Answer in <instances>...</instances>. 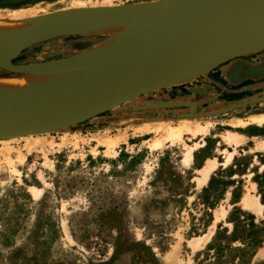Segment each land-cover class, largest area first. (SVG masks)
<instances>
[{"label":"rangeland","instance_id":"1","mask_svg":"<svg viewBox=\"0 0 264 264\" xmlns=\"http://www.w3.org/2000/svg\"><path fill=\"white\" fill-rule=\"evenodd\" d=\"M162 1L0 0V24L19 28L64 9ZM108 39L54 36L11 61L30 67L69 59ZM232 60L241 63L235 84L213 72ZM211 68L76 126L0 138V264H197L235 205L263 219L253 176L264 169V148L257 146L264 141V123L251 119L264 114V48ZM22 74L0 66V78ZM250 81L253 87L242 90ZM237 88L241 92L232 91ZM254 97L262 98L224 111ZM182 124L208 129L166 140L167 131ZM229 132L239 141L230 143ZM190 150L192 160L185 162ZM209 161L216 167L200 187V170ZM240 163L244 170L231 172ZM212 177L235 182L215 185L213 195L221 196L208 206L201 196ZM234 191L240 196L236 204ZM255 261H264V246Z\"/></svg>","mask_w":264,"mask_h":264},{"label":"bare ground","instance_id":"2","mask_svg":"<svg viewBox=\"0 0 264 264\" xmlns=\"http://www.w3.org/2000/svg\"><path fill=\"white\" fill-rule=\"evenodd\" d=\"M81 9L71 8L64 9L63 12L50 13L19 28L1 23L0 66H10L11 56L20 52L29 38V32L40 36L70 32L110 36L127 29L130 33L108 39L107 42L103 41L90 48L91 50L83 51L72 58L34 64L31 72L0 78V103L19 101L26 97H40L50 92L74 88H105L125 79L140 66L150 49V40L140 34V30L162 14L158 3L154 5L138 3L124 8L107 7L101 13ZM263 48L264 4H261L243 13L232 26L213 34L205 44L198 47L194 60L198 67H195V70L198 72L208 67L213 68L235 55L248 54ZM251 120L263 124L264 114L254 115ZM204 129L208 128L204 126L194 128L186 124L172 126L167 131L166 140L181 138L187 131L196 134ZM31 135L35 134L22 136ZM226 139L230 143L239 141L238 135L233 132H229ZM257 146L264 148V141L258 142ZM191 160L192 150L188 152L185 162ZM215 167V162L209 161L205 168L200 170L202 173L198 181L200 187L209 180ZM32 191L36 195L42 193L37 187H32ZM247 205L254 207L252 202H248Z\"/></svg>","mask_w":264,"mask_h":264},{"label":"water","instance_id":"3","mask_svg":"<svg viewBox=\"0 0 264 264\" xmlns=\"http://www.w3.org/2000/svg\"><path fill=\"white\" fill-rule=\"evenodd\" d=\"M261 4H264V0L159 2L158 8L162 14L140 30V34L150 40V49L134 72L117 84L105 88H74L35 98L1 102L0 138L53 132L76 126L143 94L192 78L196 70L188 69L194 63L197 48L205 44L213 34L232 26L243 13ZM129 5L132 4L111 8ZM105 8L107 7H84L81 10L101 13ZM129 33V30L122 29L117 34L110 35V39ZM28 34L29 38L20 51L37 41L65 35ZM11 59L10 66L6 68L20 74L32 71V66L16 65ZM260 98L262 97L247 99L224 111L228 112Z\"/></svg>","mask_w":264,"mask_h":264},{"label":"trees","instance_id":"4","mask_svg":"<svg viewBox=\"0 0 264 264\" xmlns=\"http://www.w3.org/2000/svg\"><path fill=\"white\" fill-rule=\"evenodd\" d=\"M97 43L92 44L84 50L92 48ZM243 167V164H237L236 169H231V172L244 170ZM253 180L257 183L261 193L262 203L264 204V169L262 171L257 169ZM232 182L234 183L235 180L226 181L212 177L209 186L203 189L204 194L201 198L204 203L208 206H214L217 199L221 196L213 195L217 188L215 185L226 187ZM237 182L240 183L241 181L237 180ZM239 199L240 196L236 195L234 191L233 203L236 204ZM263 246L264 218L258 219L254 213L245 211L240 206L235 205L230 211L226 222L218 223L212 240L203 251L198 253L196 262L197 264H264V261H255L258 251Z\"/></svg>","mask_w":264,"mask_h":264},{"label":"crops","instance_id":"5","mask_svg":"<svg viewBox=\"0 0 264 264\" xmlns=\"http://www.w3.org/2000/svg\"><path fill=\"white\" fill-rule=\"evenodd\" d=\"M75 34H81V33H75V32L65 33V35H75ZM86 35H92V34H86ZM103 36H109V35H103ZM84 52H86V51H84ZM240 69H241V63H240V61H238V60H232L229 63H227L226 65H223L222 67H220L219 69L213 70V72H218L219 73V76L223 80L227 81L229 84H235L236 81L238 79H240V76H241V70ZM180 84H182V83H180ZM255 86H260V84H257ZM207 87H211V86H207ZM250 87H253V85H248V86L244 87L245 89H242V90H246V89H248ZM239 90H241V88ZM239 90H237V92ZM239 92H241V91H239ZM159 97H161V96H159ZM148 100H149L148 98L143 99V102H147ZM155 100H157V99H155ZM216 103H219V102H216ZM254 128H257V127H254ZM83 129H84V127H83Z\"/></svg>","mask_w":264,"mask_h":264},{"label":"flooded vegetation","instance_id":"6","mask_svg":"<svg viewBox=\"0 0 264 264\" xmlns=\"http://www.w3.org/2000/svg\"><path fill=\"white\" fill-rule=\"evenodd\" d=\"M228 63H229V62H228ZM226 64H227V63H226ZM226 64H224V65H226ZM216 70H217V69H216ZM214 73H217L216 75H218V77H220L218 72H214ZM253 84H254V83H253L252 81H250V82L245 83V84H244L243 86H241V87L248 86V85H253ZM239 89H240V88H237L236 90H232V91L238 93L237 90H239Z\"/></svg>","mask_w":264,"mask_h":264}]
</instances>
